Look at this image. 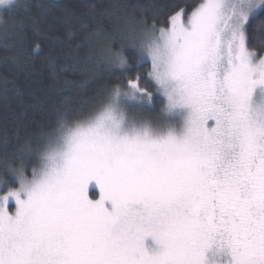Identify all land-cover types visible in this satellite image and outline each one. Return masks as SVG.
<instances>
[{
	"label": "snow or ice",
	"instance_id": "6c2138e0",
	"mask_svg": "<svg viewBox=\"0 0 264 264\" xmlns=\"http://www.w3.org/2000/svg\"><path fill=\"white\" fill-rule=\"evenodd\" d=\"M122 7L95 95L0 156V264H264V0Z\"/></svg>",
	"mask_w": 264,
	"mask_h": 264
},
{
	"label": "trees",
	"instance_id": "16d2710c",
	"mask_svg": "<svg viewBox=\"0 0 264 264\" xmlns=\"http://www.w3.org/2000/svg\"><path fill=\"white\" fill-rule=\"evenodd\" d=\"M30 4L2 13L0 25V156L55 124L64 98L71 107L95 95L89 53L98 34L113 31L118 15H135L122 6L152 2L189 5L197 0H17ZM22 28L13 29L20 24ZM38 52H33L36 44ZM253 43L259 40L253 38ZM9 58H15L9 59ZM159 107V106H158Z\"/></svg>",
	"mask_w": 264,
	"mask_h": 264
},
{
	"label": "rangeland",
	"instance_id": "374dc122",
	"mask_svg": "<svg viewBox=\"0 0 264 264\" xmlns=\"http://www.w3.org/2000/svg\"><path fill=\"white\" fill-rule=\"evenodd\" d=\"M1 15H2V13H0V18H1Z\"/></svg>",
	"mask_w": 264,
	"mask_h": 264
}]
</instances>
